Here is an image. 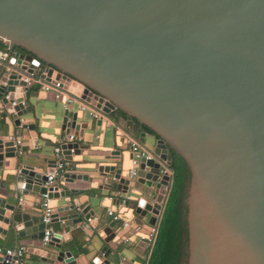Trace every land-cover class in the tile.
Segmentation results:
<instances>
[{
    "label": "water",
    "instance_id": "95a60500",
    "mask_svg": "<svg viewBox=\"0 0 264 264\" xmlns=\"http://www.w3.org/2000/svg\"><path fill=\"white\" fill-rule=\"evenodd\" d=\"M0 36L8 40L1 124L11 116L19 126L31 110L21 104L31 87L22 79L26 71L33 77L44 71L46 81L61 78L103 114L122 110L156 137L135 177L153 189V202L139 199L137 218L148 211L158 215L163 207L172 149L190 172L183 264H264V0H0ZM24 127L36 136L33 123ZM69 132L64 125L60 138ZM140 135L145 146V133ZM78 147L62 144V155L71 161L81 154ZM3 158L18 154L13 140L0 137ZM48 163L54 166L55 159ZM162 166L168 170L160 174ZM12 169L7 176L23 193L46 191L45 173ZM98 170L105 188L127 191L131 179L121 168ZM6 200L0 197V233L10 226L20 237L42 240L41 212L31 215ZM75 207L83 208L74 200L53 217L64 211L58 219L70 225ZM59 238L55 233L46 242L57 252L37 247L34 253L43 263L77 264ZM138 247L147 248L146 239ZM101 252L103 259L93 264H115L107 246ZM12 263L0 258V264Z\"/></svg>",
    "mask_w": 264,
    "mask_h": 264
},
{
    "label": "crops",
    "instance_id": "0c3cea01",
    "mask_svg": "<svg viewBox=\"0 0 264 264\" xmlns=\"http://www.w3.org/2000/svg\"><path fill=\"white\" fill-rule=\"evenodd\" d=\"M1 69L0 62V72ZM69 88L68 86L70 91ZM24 93L26 99L23 105L26 106L25 102L29 103L31 110L20 117V125H15L11 116H6L4 122L0 123V137H18L23 150L18 154V159L0 160V197H6L7 204L21 206L24 212L39 214V196L23 193L7 176L8 172L12 171V168L17 170L25 166L46 173L48 169H53L48 160L54 159L53 147L58 143L64 125L65 129H71L73 133L82 131L83 136L77 140L81 154L72 155L73 167L68 165L71 161L64 158L67 164L53 183L50 205L54 213L74 200L83 208H74L71 212L74 222L67 226H62V221L58 219L65 214L64 211L58 213V217H53L54 234H60L62 248L71 252L77 264H93L92 261L96 257L103 259V246L108 248L107 259L110 262L146 264L152 244L147 242L148 247L140 249L138 242L143 240L141 236H146L151 228H156L157 231L163 207L158 215L148 211L138 219L137 201L144 197L152 204L153 189L137 182L136 178L131 179L125 193L107 189L98 167L108 165L121 168L122 175L127 178L131 168V150L126 138L138 141L143 148H151L156 137L142 125L139 126L136 120L116 109L103 114L102 118H94L89 110L79 109V102L70 103L65 107L64 94L56 98L54 89L45 90L40 83L33 84ZM28 123L35 125L36 136H31L30 130L24 127V124ZM141 132L145 133V146L141 142ZM21 196L25 197L24 202L20 201ZM108 208L118 215V221H114L107 213ZM121 220H133L139 228H122ZM4 230L5 234L0 233V247L16 248L24 245L22 264H66L57 259H53L52 263L41 262L39 256L34 253L35 248L45 247L51 253L59 249L48 246L39 239L20 237L10 226Z\"/></svg>",
    "mask_w": 264,
    "mask_h": 264
},
{
    "label": "built area",
    "instance_id": "2783aa9c",
    "mask_svg": "<svg viewBox=\"0 0 264 264\" xmlns=\"http://www.w3.org/2000/svg\"><path fill=\"white\" fill-rule=\"evenodd\" d=\"M0 41L3 44V47H0V62H6L8 58V52L6 50V46L8 45V40L0 36ZM29 68V67H28ZM6 71L11 72L13 70V66L7 65ZM27 73V74H26ZM40 74H43V76L46 75L44 71L38 72L37 75L34 77L32 76V73L29 71H26L22 75L23 81L26 83V85H33L35 83H40L42 88L45 90L48 89H54L56 91V98L60 97L61 94H64V106L66 107L68 104L73 102H79V109L81 111L89 110L90 114L94 118H102L103 113L96 109L94 106H92L90 103L83 101L79 96L74 95L71 91L68 90V86L66 85L61 78L55 79L52 77V81H46L44 77H41ZM1 84V83H0ZM5 98H8V95H5ZM17 102L14 100L12 101V105H16ZM21 104H24V101H21ZM9 139L14 141V146L16 148V153L21 154L23 152L21 147V140L14 136L10 135L8 137ZM79 137L73 133L69 132L64 134L58 141V143L53 147V153H54V159H55V165L53 166L52 171L46 172V180L44 181V187L46 189L45 192L41 193L39 196V204H40V210H41V220L45 224L44 232L42 241L44 243L48 242L51 238V236L54 234V228L52 226L53 223V208L50 205V196L49 193L52 192L50 188H53V183L55 182L57 176L60 174V172L63 170V168L66 166L67 162L64 159V156L62 155V144H67L69 142H77ZM127 143L130 146L131 150V168L128 170L127 178L133 179L136 177V172L139 167V161L140 158L143 156H146L147 158H151V153L147 152L146 148H143L142 145L132 138H126ZM168 168L166 166H162L160 168V174L167 171ZM129 198L128 196L126 197ZM21 202L25 201V197L21 196L20 198ZM107 213L112 217L114 221H118L119 217L117 214L113 212L112 209L108 208ZM120 226L122 228H134L137 230L139 227L133 220H121ZM156 234V228H151L149 232H147L146 236H141L142 239H146L148 243L152 244L155 238ZM25 252V246L19 245L16 248H2L0 247V258L3 259L5 262H13L17 264H22L23 255Z\"/></svg>",
    "mask_w": 264,
    "mask_h": 264
},
{
    "label": "trees",
    "instance_id": "16d2710c",
    "mask_svg": "<svg viewBox=\"0 0 264 264\" xmlns=\"http://www.w3.org/2000/svg\"><path fill=\"white\" fill-rule=\"evenodd\" d=\"M116 110L128 116L122 110ZM142 127L153 133L146 125ZM170 152L173 158L172 180L146 264H183L185 199L190 172L184 160L172 149Z\"/></svg>",
    "mask_w": 264,
    "mask_h": 264
}]
</instances>
